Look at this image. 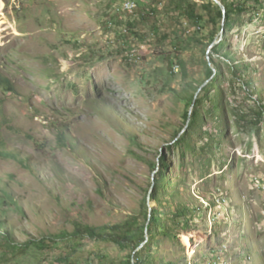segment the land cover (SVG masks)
I'll return each instance as SVG.
<instances>
[{
  "label": "rangeland",
  "instance_id": "1",
  "mask_svg": "<svg viewBox=\"0 0 264 264\" xmlns=\"http://www.w3.org/2000/svg\"><path fill=\"white\" fill-rule=\"evenodd\" d=\"M126 1L0 0V73L16 89L0 86V231L15 245L0 240V264H125L129 249L74 239L75 224L147 225V191L162 217L198 212L191 242L157 225L140 249L150 241L174 264H264V0H239L248 11L217 32L180 0L123 12Z\"/></svg>",
  "mask_w": 264,
  "mask_h": 264
},
{
  "label": "trees",
  "instance_id": "2",
  "mask_svg": "<svg viewBox=\"0 0 264 264\" xmlns=\"http://www.w3.org/2000/svg\"><path fill=\"white\" fill-rule=\"evenodd\" d=\"M189 0H180L179 4H177V9L181 14H185L189 19H191L196 24H201L206 19H208V25L211 24L215 31L220 29V22H222V19H224L223 11L221 10L220 6H218L213 0H208V2L204 5H198L197 3L193 1H189V5L186 9L184 3ZM226 8V24L229 25V23L232 21L234 16L237 14H242L245 11H248V8L246 5L239 4V0H219ZM198 8H201L206 13L205 15L197 14ZM208 17V18H207ZM215 32L211 35L210 38V44H213L215 41ZM214 77L213 70L208 71V79H212ZM213 80L212 86H214L217 77ZM0 86L4 89L5 92L10 94H16L15 86L12 82H10L3 74L0 73ZM200 89V88H199ZM197 88L196 91L199 90ZM195 96L193 95V98L187 101V104L191 106L194 103ZM202 101L198 100L196 101V107L201 104ZM260 116L264 115V112L259 113ZM188 118V116H187ZM199 112L196 111L191 116V124L190 128L187 131V133H182V131L177 136V142L176 144H183L186 137L188 136V133L194 130L195 126L199 122ZM58 141L64 146L71 148L72 144L70 142V139L66 136L65 132L63 130H60L58 135ZM2 153L0 152V156ZM22 162V160L20 161ZM23 163V162H22ZM155 170L158 169L157 165H153ZM159 172L158 177L164 178L165 174L169 168L167 162L165 160H161L159 164ZM160 185L161 179L158 181ZM5 192V191H4ZM148 194L144 198L143 201V208H144V217L146 222L148 223L141 225L139 223V220L137 218H131L128 221L121 223V224H115L109 227H106L103 232H98L93 227H90L88 225H84L80 222H77L75 232L72 235L74 239L79 238H90L92 240H99V241H105L117 244L121 246L123 249H129L130 254L125 259V264H174L173 262L166 261L162 256L160 251H155V255L152 254L151 249H149L150 241L146 244V247L143 249H140L142 245L147 242L146 234L148 236H153V228L155 226H159V228L163 229L162 233L167 236L175 237L185 243L189 240L190 242L194 239V234L191 232V222L194 219L195 214L198 212L195 208L190 207H184L181 206L179 209H177L175 212L167 214L166 216L162 217V215H159L158 211L153 210L152 214L150 215V209H149V201H156L157 197L155 194L149 195V191H147ZM9 200H11L12 204H16L15 201L11 198L7 192L4 193ZM167 220V218H172L174 225L170 230L166 231V226H164L161 223V219ZM0 227L2 225L0 224ZM68 238L65 234L62 235V239ZM0 240H3L6 244L9 245V247H15L13 241H12V235L8 232V230L0 231ZM148 246V247H147Z\"/></svg>",
  "mask_w": 264,
  "mask_h": 264
},
{
  "label": "built area",
  "instance_id": "3",
  "mask_svg": "<svg viewBox=\"0 0 264 264\" xmlns=\"http://www.w3.org/2000/svg\"><path fill=\"white\" fill-rule=\"evenodd\" d=\"M123 12H129L130 9H136L137 5L134 1L128 0L121 7Z\"/></svg>",
  "mask_w": 264,
  "mask_h": 264
},
{
  "label": "water",
  "instance_id": "4",
  "mask_svg": "<svg viewBox=\"0 0 264 264\" xmlns=\"http://www.w3.org/2000/svg\"><path fill=\"white\" fill-rule=\"evenodd\" d=\"M218 6H220L221 10L223 11V14H224V21L226 19V8L225 6L219 1V0H213ZM224 29V27H223ZM216 43H213V46H215ZM149 204H150V201H149ZM152 214V208L150 207V215ZM146 238L148 240V234H146Z\"/></svg>",
  "mask_w": 264,
  "mask_h": 264
},
{
  "label": "bare ground",
  "instance_id": "5",
  "mask_svg": "<svg viewBox=\"0 0 264 264\" xmlns=\"http://www.w3.org/2000/svg\"><path fill=\"white\" fill-rule=\"evenodd\" d=\"M131 10V9H130ZM132 10H134V9H132Z\"/></svg>",
  "mask_w": 264,
  "mask_h": 264
}]
</instances>
